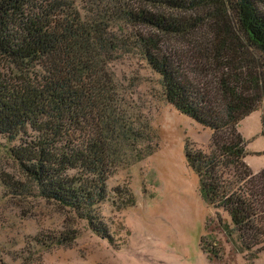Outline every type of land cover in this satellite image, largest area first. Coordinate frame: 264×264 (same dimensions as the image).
<instances>
[{
  "label": "trees",
  "instance_id": "1",
  "mask_svg": "<svg viewBox=\"0 0 264 264\" xmlns=\"http://www.w3.org/2000/svg\"><path fill=\"white\" fill-rule=\"evenodd\" d=\"M79 2L0 0V61L9 71H0V135L17 141L9 153L27 182L100 235L95 210L106 199L114 143L130 130L110 111L114 91L99 67L106 55L135 49L159 76L166 103L211 131L208 154L185 151L201 198L227 214L242 250L264 253V169L246 164L237 129L264 98V0H88L90 16ZM209 7L208 19L231 18L232 27L213 54L197 57L211 69L187 71L186 57L163 43L189 30L171 13ZM115 26L147 32L120 37ZM209 71L213 81H203ZM27 188L11 184L16 194Z\"/></svg>",
  "mask_w": 264,
  "mask_h": 264
},
{
  "label": "rangeland",
  "instance_id": "2",
  "mask_svg": "<svg viewBox=\"0 0 264 264\" xmlns=\"http://www.w3.org/2000/svg\"><path fill=\"white\" fill-rule=\"evenodd\" d=\"M79 1L83 15L90 16L88 0ZM211 12L209 7L171 13L185 19L189 30L163 43L186 57L187 71L193 64L211 69L197 57L213 54L218 35L232 27L231 18L208 19ZM113 31L120 37L147 32L117 26ZM103 60L99 72L114 91L110 111L138 137L129 132V140L114 143L106 199L95 210L100 235L69 209L41 199L10 156L17 141L0 135V264H264L263 252L252 258L240 248L229 217L201 198L197 177L187 166L186 149L210 152L211 131L166 103L159 76L137 50ZM0 71L9 75L1 61ZM201 79L212 82L213 71ZM261 111L264 98L241 126L246 134L259 130ZM252 145L262 148L264 142L255 139ZM261 162L264 158L252 166ZM16 183L29 192H13Z\"/></svg>",
  "mask_w": 264,
  "mask_h": 264
},
{
  "label": "crops",
  "instance_id": "3",
  "mask_svg": "<svg viewBox=\"0 0 264 264\" xmlns=\"http://www.w3.org/2000/svg\"><path fill=\"white\" fill-rule=\"evenodd\" d=\"M256 112V111H255ZM254 113V112H253ZM252 114V113H251ZM259 130L256 132V134L252 135H248L246 134V132L244 130L241 129V126L244 124L245 120L249 117L247 116L246 118H244L239 124H238V132L241 135V137L244 139V141L246 142V153L247 156L245 158V162L247 163V165L250 167V169L252 170V172L257 173L259 171H261L262 169H264V162H261L259 165H257L256 167L252 166V162H254L255 160L259 159V158H264V155H257L258 153H262L264 152V146L262 148H255L252 145V142L255 139H261L264 142V139L262 137H260V116L261 113L259 112Z\"/></svg>",
  "mask_w": 264,
  "mask_h": 264
}]
</instances>
